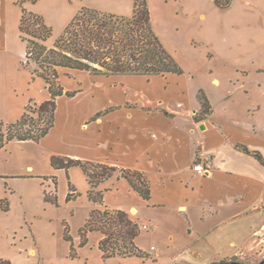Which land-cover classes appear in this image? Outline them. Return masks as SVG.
I'll list each match as a JSON object with an SVG mask.
<instances>
[{
  "label": "crops",
  "instance_id": "crops-1",
  "mask_svg": "<svg viewBox=\"0 0 264 264\" xmlns=\"http://www.w3.org/2000/svg\"><path fill=\"white\" fill-rule=\"evenodd\" d=\"M147 3L152 25L164 44L165 38L173 39L172 46H179L180 39L189 46L203 44L206 45L204 52L210 58L214 55L229 56L239 51L250 50L251 52L253 50L251 44L264 40V0H231L226 8L218 7L214 0H209V3L208 0H147ZM22 6L40 14L52 31H55L57 37L82 6L130 16L133 12L134 0H0V88H29L30 81L39 78L32 80V68L22 65L25 43L21 41L18 30ZM8 33H11L10 39ZM18 39L20 44L17 47ZM240 44H244L245 47L239 48ZM245 44H249L250 47ZM168 48L174 53L177 51L170 45ZM13 59L15 60L12 61ZM78 72L88 73L79 70L71 71L74 75ZM118 76L128 79L131 76L144 75ZM2 77L5 78L3 83ZM22 77L24 79L19 81L18 79ZM66 86H64L66 90L74 89L72 88L74 85ZM99 86L104 87L96 81V85L93 86L95 88L92 90L88 88V91H91L87 94L82 83L83 88H75L80 90L74 96H59L55 125L45 137L35 142L37 147L30 146L32 140L12 139L0 148V198L7 197L10 204V209L6 211L0 208V257L9 259L11 264H53L46 254V247L39 241V234L44 231L47 234L53 232V226L51 228V222L42 218L43 216H38V213L41 212L42 206H52V203H46L44 200L45 192L56 195L59 189L60 202L66 201L68 189L62 194L60 188L63 182L64 184L68 182L67 175L75 187L83 188L82 193L84 198H87L88 210L98 207V203L90 201L87 197L90 184L81 168L73 166L67 172L62 168H54L50 163L52 155L88 159L145 172L150 182L149 200H144L132 189L125 178L117 177V175L111 176L98 185V189H105L104 204L111 208L126 210L140 225L141 223L150 224L149 230H141L136 238V244L142 249L146 251L155 249L153 243L148 248L141 245L139 239L143 233H153L156 229V223L150 218H140L142 208L163 206L168 201H175L177 210L185 208L186 213L188 212L187 222L190 221L191 209L197 211L201 219L216 217L196 235L198 238L196 237L188 245L192 246L197 240L205 241V245L217 251L206 264L213 262L222 254L235 250L240 237L244 240L248 233L247 225H240L236 221L252 213L245 214L242 208L230 214L235 217L223 219L228 215L223 209L219 210L225 205L221 204L224 199L222 195H218L221 189L218 192L217 188L209 197L199 199L194 208L188 205L187 196L191 197L195 190L194 186L188 187L187 184L194 177L191 164L196 152L200 150V155L210 164V174L205 177L211 176L213 163L214 165L216 163L215 155L207 151L205 145L194 141L192 137L195 129L202 128V125L193 119L194 114L200 109L197 95L198 103L195 106L185 103L189 124L185 129L176 123L177 118L173 111L163 109L166 104L162 102V98L159 97L156 101H145L140 98L141 92L137 88L115 89L99 88ZM151 89L156 91V88ZM83 96L86 100L83 104H78ZM111 96L120 101L112 103ZM29 97L28 95L20 101L12 117L0 120L9 123L19 118ZM48 97L47 92L42 100ZM61 101H65L63 103L65 107H60ZM6 103L7 107H14V103ZM208 116L203 119L205 123ZM235 143L233 142V146ZM196 145L201 146L199 148L195 147ZM14 152L18 155L16 156ZM28 157H32L36 164L30 163ZM14 160H17L19 164L15 165ZM38 163L43 164L42 169ZM185 170L187 175H184ZM225 173H231V171L226 170ZM26 180L34 182L33 189ZM232 193L226 194L230 200H232L230 196ZM180 197H184L185 202L179 201ZM81 198L82 196H78L75 200L66 201L65 205L73 211L76 200ZM14 201L18 202L19 211L15 210ZM207 206H211L213 211H208ZM240 211L243 213L238 216ZM257 214L259 215L255 213ZM24 224H28L27 227H24ZM40 227L43 228L40 229ZM192 228V224L188 222L187 235L193 234ZM21 231L24 234L19 235L18 232ZM73 235L74 242L77 244V235ZM94 235H97V244L101 237L99 232H89L88 240ZM81 248L83 247L79 249Z\"/></svg>",
  "mask_w": 264,
  "mask_h": 264
},
{
  "label": "rangeland",
  "instance_id": "rangeland-1",
  "mask_svg": "<svg viewBox=\"0 0 264 264\" xmlns=\"http://www.w3.org/2000/svg\"><path fill=\"white\" fill-rule=\"evenodd\" d=\"M54 32L52 31V36L47 40L48 44H51V40L55 39ZM10 34L8 33L9 39L11 38ZM172 40V38H165V44H163L182 67L184 72L180 76H172L171 74L166 76H131L126 79V77L121 76H93L90 73L78 72L69 77L64 75L62 70L61 82L64 86L67 84L74 85L72 87L74 89L84 87L87 94L90 93L92 88H95L93 86L96 85V81L104 86H99V88H137L141 92L140 98L145 101H156L159 97L162 98V102L166 104L163 109L173 111L176 114V123L185 129L189 125L188 110L185 103L195 106L198 103L196 95L202 90L211 104L212 113L206 119L207 126L203 120L198 122L202 125V128L195 129L192 132V137L194 141L202 143L207 151L215 155L216 163L215 165L213 163L211 176L205 177L210 173L201 176L192 172L194 177L187 186H194L195 190L191 197L187 196L188 205L194 208L199 199L209 197L217 188L219 189L218 192L221 189V193L218 195H222L225 200V203L224 200L221 203L225 206L219 210L223 209L228 215L223 219L235 217L230 214L242 208H244L243 212L245 214L252 213V215L239 218L236 221L240 225H247L248 233L245 239L243 240L240 237L235 250L228 254H222L213 261H217L218 264H264V165H261L254 157L236 150L233 146V142H242L251 149H258L264 156V40L251 44L253 49L251 52L250 50L239 51L229 56L214 55L210 58L204 52L206 45L189 46L185 44L183 39H180L179 46H172ZM167 43L177 51L175 53L171 51ZM19 44L18 39L16 40V46L18 47ZM245 45L249 46V44ZM238 47L245 46L240 44ZM23 79L22 77L18 80L22 81ZM1 80L3 83L5 78L2 77ZM28 87L0 88V119L12 117L19 107L20 101L28 95L35 102L42 100V97L47 95V90L41 78L30 81ZM88 88L91 90L88 91ZM151 88H156V91ZM111 98L113 99L112 103L120 101L112 96ZM114 99L116 100L114 101ZM84 100H86V97H81L78 104H83ZM5 101L14 103V107H7L8 104ZM64 102L61 101V108L65 107ZM158 108L160 109L159 106ZM199 114L201 115V113L197 115ZM30 146L37 147V144L32 141ZM200 146L196 145L195 147L200 148ZM197 153L200 154V150ZM14 154L18 155L17 152H14ZM27 159L30 163L36 164L32 157ZM14 161L15 165L19 164L17 160ZM38 165L42 169L43 164L38 163ZM226 170L231 171V173L226 174ZM184 175H187L186 170ZM26 181L31 184L33 189L34 182L31 180ZM75 188L79 193L78 196H82V198L76 200L73 211L65 205V200L60 202L59 189L56 193L57 204L46 201V203H52V206H42L38 216H43L42 218L51 222L53 232L49 234L46 231L41 232L39 234L40 244L46 247V254L53 264H103L96 244L97 235L90 237L88 245L79 249L80 236L78 231L83 225L89 210L87 198H84L82 193L83 188L81 186ZM60 189L63 194L68 189L67 182L66 184L63 182ZM231 192H233L230 195L232 200L226 196L227 193L230 194ZM179 201L185 202L184 197H180ZM230 202L231 205H229ZM14 205L15 210L19 211L17 201H14ZM98 207H102L101 204H98ZM210 207L207 206V210L213 211ZM184 209L177 210L175 201H168L163 206L142 208L140 218H150L156 223V229L153 233H143L140 236L139 243L148 248L153 243L155 249L147 251L150 257L146 259L137 256L113 257L108 260V263L206 264L207 260H211L216 255L217 251L205 245V241L197 240L192 246L188 245L216 217L210 215L211 218L207 220L201 219L198 212L191 209L189 212L190 221L188 222L192 224L193 234L187 235L188 222L186 221V214L188 212L186 213ZM243 212L240 211L238 216ZM255 213H259V215H255ZM64 221L69 226L73 242V234L77 235L78 243L74 242L77 248V257L75 258L69 256V242L62 237ZM27 225L24 224V227H27ZM141 230L146 229L141 227ZM18 234L22 235L24 232L21 231ZM11 243L14 242L11 241ZM153 259H156V261L154 262ZM174 261H177V263H174Z\"/></svg>",
  "mask_w": 264,
  "mask_h": 264
},
{
  "label": "trees",
  "instance_id": "trees-1",
  "mask_svg": "<svg viewBox=\"0 0 264 264\" xmlns=\"http://www.w3.org/2000/svg\"><path fill=\"white\" fill-rule=\"evenodd\" d=\"M214 3L220 8H226L231 0H214ZM18 30L21 41L25 43L22 65L32 66L31 79L41 78L49 97L41 102L29 98L19 118L9 123L0 120V148L12 139L39 142L54 127L57 98L62 95L72 97L80 90L64 88L61 82L62 70L64 75L69 77L72 76L73 70L106 77L166 76L181 75L184 72L156 33L147 0H134L130 16L82 6L51 45L47 44V40L52 36V28L45 23L40 14L22 6ZM197 98L200 109L194 114L193 119L200 122L212 113V107L202 90L197 94ZM198 113L201 115H197ZM234 148L254 157L264 165V156L258 149H250L241 142H236ZM197 152L193 163L199 160ZM50 163L52 167L65 169L66 172L70 167H80L90 184L87 191L88 199L102 206L92 208L86 221L79 228V247L88 243L89 232L96 231L101 234L97 248L103 264H109L108 260L113 257L137 256L144 259L150 257L146 250L136 244V238L141 233V225L126 210L111 208L104 204L105 189H98L100 183L117 175L125 178L144 200H149L151 189L145 172L65 155H52ZM67 179L66 201H70L79 193L68 175ZM44 200L57 204L55 194L51 196L45 192ZM9 205L7 197L0 198L2 210H8ZM62 237L69 242V256L77 257V248L66 221L63 222ZM0 264H11V261L0 257ZM209 264L218 262L213 261Z\"/></svg>",
  "mask_w": 264,
  "mask_h": 264
},
{
  "label": "built area",
  "instance_id": "built-area-1",
  "mask_svg": "<svg viewBox=\"0 0 264 264\" xmlns=\"http://www.w3.org/2000/svg\"><path fill=\"white\" fill-rule=\"evenodd\" d=\"M192 171L202 176L207 175L210 172V164L208 160L199 154V160L192 164ZM141 227L143 229H149L150 224L145 223Z\"/></svg>",
  "mask_w": 264,
  "mask_h": 264
},
{
  "label": "bare ground",
  "instance_id": "bare-ground-1",
  "mask_svg": "<svg viewBox=\"0 0 264 264\" xmlns=\"http://www.w3.org/2000/svg\"><path fill=\"white\" fill-rule=\"evenodd\" d=\"M215 82H217V80H215Z\"/></svg>",
  "mask_w": 264,
  "mask_h": 264
}]
</instances>
